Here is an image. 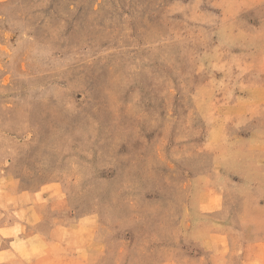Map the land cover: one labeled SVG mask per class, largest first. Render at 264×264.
Masks as SVG:
<instances>
[{
    "label": "rangeland",
    "instance_id": "374dc122",
    "mask_svg": "<svg viewBox=\"0 0 264 264\" xmlns=\"http://www.w3.org/2000/svg\"><path fill=\"white\" fill-rule=\"evenodd\" d=\"M0 264H264V0H0Z\"/></svg>",
    "mask_w": 264,
    "mask_h": 264
}]
</instances>
